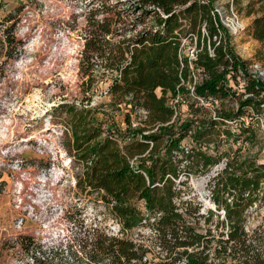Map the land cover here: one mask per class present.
<instances>
[{
    "label": "trees",
    "instance_id": "16d2710c",
    "mask_svg": "<svg viewBox=\"0 0 264 264\" xmlns=\"http://www.w3.org/2000/svg\"><path fill=\"white\" fill-rule=\"evenodd\" d=\"M215 1L137 0L143 19L151 20L150 26L117 44L107 38L112 32L108 24L92 25L84 52L87 64L81 68L87 78L84 86L93 87V70L101 59L107 70L115 73L107 94L130 111L124 117L127 127L121 130L101 125L97 110L85 104L81 108L59 106L70 117L72 151L83 166L78 188L100 195L121 226L118 235L98 228L84 231L83 236L78 234L65 249L74 264H264L262 249L253 244L256 239L246 231V214L264 193V164L231 160L218 152L213 155L208 147L211 143L219 146L223 135L227 140L253 143L252 123L246 125L243 118L248 110L264 112V83L246 72V63L234 52L227 28L216 13L213 15ZM244 1H233L239 12L245 10ZM255 1L249 0L246 6L248 16L257 13L247 31L264 44V0H257L262 4L259 9ZM219 29L224 38L217 45L214 37ZM5 33L10 45L15 32L11 27ZM191 35L198 37L197 65L207 75L196 86V95L236 99L234 111L218 113L214 118L175 120L176 111L169 101L178 92L184 96L189 112L203 110L197 101L191 104L189 91L182 84V78L185 83L188 80V68L181 66V40ZM240 72L247 80L246 93L237 96L229 76L235 79ZM90 101L85 98L87 105ZM138 114L144 116L142 122L135 120ZM235 119L242 123L239 133L226 123ZM186 138L191 139V147L182 146ZM135 157L137 168L131 165ZM224 159H228L225 169L210 183L216 208L209 210L206 224L210 225L221 210L226 218L214 230L209 228L202 234L187 221L186 217H195L200 208L182 200L180 185L187 183L180 178L207 172ZM138 202H142L141 207ZM221 226L223 231L219 233ZM140 228H150L151 232L139 241L126 236ZM20 244L32 254L33 264L56 258L32 237L21 238ZM149 254L156 255L155 259L145 262Z\"/></svg>",
    "mask_w": 264,
    "mask_h": 264
},
{
    "label": "rangeland",
    "instance_id": "374dc122",
    "mask_svg": "<svg viewBox=\"0 0 264 264\" xmlns=\"http://www.w3.org/2000/svg\"><path fill=\"white\" fill-rule=\"evenodd\" d=\"M229 1H215L226 11L224 18L234 17ZM248 3L244 1L243 12L233 7L245 30L237 35L230 33V42L246 63V72L264 83V74L257 70L264 73V44L248 34L257 16H248ZM254 4L256 9L262 5L257 0ZM137 6V0H0V264H33L32 254L20 244L24 237H32L44 251L56 255L53 260L41 259L35 264H74L65 249L78 234L83 236L84 231L98 228L118 235L119 224L100 195L78 188L83 166L72 151L70 117L59 106L81 108L85 104L97 110L101 125L121 130L127 127L124 117L130 108L114 103L107 94L115 73L97 60L93 87L89 89L84 86L87 78L81 68L87 64L86 37L93 24H108L112 32L107 38L115 44L150 26L151 20L143 19ZM11 27L15 39L8 45L5 31ZM185 40V47L194 44V38L183 37L182 43ZM238 75L230 85L241 96L247 80L244 84V77L239 80ZM87 97L91 105L85 103ZM236 104V99H212L207 106L199 104L203 110L197 113L189 112L183 104L175 120L214 118L218 113L234 111ZM143 119L141 114L135 118L139 122ZM243 123H252L253 143L227 140L223 135L219 146H208L210 153L264 164V112L248 110ZM241 125L239 121L229 127L239 133ZM182 146L191 147V139L186 138ZM223 165L224 160L207 172L180 178L187 183L180 185L182 200L200 208L199 214L187 216V221L202 234L225 221L221 210L210 225L206 224L209 210L216 208L210 198V183ZM138 205L141 207L142 202ZM246 231L264 253V193L246 214ZM150 232V228H140L126 236L139 241ZM155 256L149 254L148 260Z\"/></svg>",
    "mask_w": 264,
    "mask_h": 264
},
{
    "label": "built area",
    "instance_id": "2783aa9c",
    "mask_svg": "<svg viewBox=\"0 0 264 264\" xmlns=\"http://www.w3.org/2000/svg\"><path fill=\"white\" fill-rule=\"evenodd\" d=\"M233 1L234 0H230L229 1V3L231 4L232 14L234 15L233 18H230V17L224 18L226 11H224V8L222 6H220V5L216 6V4H215V10L213 12V15L216 13L219 16V18L221 20V23L223 24V26H225L227 28L229 34L232 33L233 35H237L239 33L244 32L245 27L240 22L239 18L237 17V15L233 11V7H234ZM217 27H218V25H217ZM218 31H219L218 35L214 37V41L217 42V45H219L221 43V40L224 38L223 32L220 29ZM203 34L204 35L206 34L205 26L203 27ZM230 36H231V34H230ZM189 38H191V39L194 38V44H190L187 47H185L186 40L183 43H182V40H181V47H180V51H179V58H180V61H181L182 68H184L185 65L188 68V76H187L188 80L185 83V80L182 78V84L187 87V89L189 91V95H190V97L192 98L193 101H197L199 104H201L203 106H207L208 105V101H210V100L212 101L213 98L206 99V98L198 97L196 95V90H195L196 86L201 84L204 81V79L206 78V76H207L205 71L203 70V68L197 65L198 53H199L198 37L196 35H191ZM210 53H211L212 56L214 55L213 50H210ZM257 70L259 71L260 75L264 74V73H262L261 70H259V69H257ZM229 78H230V82H231V79H233L232 76L230 75ZM237 78L239 80L242 79V74L240 73V75H238ZM243 80H244L243 83L245 84V78ZM230 87H231V85H230ZM244 93H245V91H244ZM248 96H250V95H248V94L245 95V97H248ZM169 103L176 111V115H175V118H176L179 115V107L181 105H183L184 103H186V102H185L184 96L181 93L178 92L176 97L172 98L169 101ZM140 113L143 114L144 116L147 114L145 111H140ZM239 121H240L239 119H235V120L226 121V123L231 125V124H233L235 122H239ZM134 126H136V124H134ZM232 130H233L234 133L236 132L235 129H232ZM241 141L242 140H240L238 142H241ZM227 161H228V159H224V165H223L224 167H223L222 170L225 169ZM131 165H132V167L137 168L138 157H135L134 159L131 160ZM221 171H219V172H221ZM210 198H211V196H210ZM208 214H209V212H208ZM222 216H223L224 219L226 218L225 211H223ZM120 230H121V226L119 225V231ZM119 231H118V234H119ZM144 261L145 262L146 261L151 262V261L148 260V258H145Z\"/></svg>",
    "mask_w": 264,
    "mask_h": 264
}]
</instances>
